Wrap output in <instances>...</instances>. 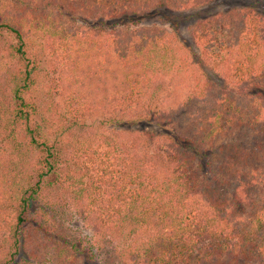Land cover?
Returning <instances> with one entry per match:
<instances>
[{
	"label": "trees",
	"instance_id": "16d2710c",
	"mask_svg": "<svg viewBox=\"0 0 264 264\" xmlns=\"http://www.w3.org/2000/svg\"><path fill=\"white\" fill-rule=\"evenodd\" d=\"M213 1L0 0V264H75L55 193L103 261L264 264V11L211 15L181 41L170 17ZM69 15L91 27L59 31ZM59 87L65 113L39 97Z\"/></svg>",
	"mask_w": 264,
	"mask_h": 264
},
{
	"label": "rangeland",
	"instance_id": "374dc122",
	"mask_svg": "<svg viewBox=\"0 0 264 264\" xmlns=\"http://www.w3.org/2000/svg\"><path fill=\"white\" fill-rule=\"evenodd\" d=\"M251 1L253 0H214L211 4H208L204 7L174 13L175 17H170L171 21L169 22V24H172L171 26L177 25L175 26V30L178 34L179 39L183 42H186L187 45L194 47L195 42L192 40L190 30L188 29L190 25H195L198 20L207 19L209 16L218 14L220 12H227L233 9H242L244 5L248 4ZM255 1L258 2L256 4L257 10H260L261 12L264 11L259 8V4L264 6V0H254V2ZM93 22L95 25H97L99 20H95ZM91 24L92 22L90 21V19H73L72 15H69V17L67 16L60 20L58 27L59 31H70L72 33L73 31L77 30L87 31V29L91 27ZM169 24H157V26H162V28L170 33L173 31V29L169 26ZM148 25L150 26V23ZM36 42H40V40L37 38ZM44 55V58H42V61L38 64V74L42 78V83L44 84H41L42 86H51L50 79L55 77V75L53 74V66L51 63L49 64L46 59L50 54L44 51ZM49 92L50 93L48 94L44 91L41 92V95L39 96L40 100H42L41 105L44 106V104H47L53 109L57 108L60 113H65L68 108L66 101L59 93L60 87ZM101 120L102 117L95 114L91 117H87L86 123L88 125L93 124L94 126H96L99 122H101ZM112 127L114 126H111L110 128ZM133 129L139 131L149 130L156 133L159 132L158 128H156L153 124L148 123H141L140 125L133 127ZM116 130H119L118 127ZM54 205L57 210V216L59 218L58 220L67 229V232L70 235L77 237V239L83 243L82 253L76 256L73 260L75 264H120L117 261H108L109 259L107 261H103L102 254L96 252L97 246H92V248L90 249V246L94 244L93 238H95V240L98 239L97 237H95L96 231L88 223L87 219L78 216L69 197L58 195V193H55ZM107 253L111 255L110 251H107ZM40 255L41 258L37 259V261L35 262H33L34 258L32 257V264H52V261L49 259L50 252H41ZM20 257L26 258L25 254H20Z\"/></svg>",
	"mask_w": 264,
	"mask_h": 264
}]
</instances>
